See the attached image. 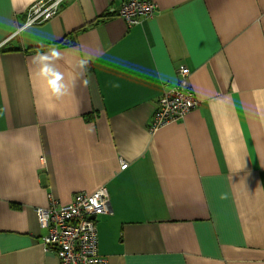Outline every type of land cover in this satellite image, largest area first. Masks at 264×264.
Masks as SVG:
<instances>
[{
	"label": "crops",
	"instance_id": "0c3cea01",
	"mask_svg": "<svg viewBox=\"0 0 264 264\" xmlns=\"http://www.w3.org/2000/svg\"><path fill=\"white\" fill-rule=\"evenodd\" d=\"M34 1L0 0V264H60L36 208L101 186L109 264H264V0L132 26L125 0H67L16 33ZM181 65L199 105L153 131Z\"/></svg>",
	"mask_w": 264,
	"mask_h": 264
},
{
	"label": "built area",
	"instance_id": "2783aa9c",
	"mask_svg": "<svg viewBox=\"0 0 264 264\" xmlns=\"http://www.w3.org/2000/svg\"><path fill=\"white\" fill-rule=\"evenodd\" d=\"M67 0H36L27 10L24 27L41 24L55 17ZM159 11L153 0H125L119 14L129 26L138 24L142 19L151 18ZM175 86L163 93L154 112L151 130L185 117L195 110L199 101L188 76L190 69L181 65ZM128 163L121 159V168ZM49 207L36 208L40 227L46 229L43 243L56 251L60 264H109L108 257L99 250L98 217L112 212L110 194L106 186L92 193L78 192L67 204L57 203L54 199Z\"/></svg>",
	"mask_w": 264,
	"mask_h": 264
},
{
	"label": "trees",
	"instance_id": "16d2710c",
	"mask_svg": "<svg viewBox=\"0 0 264 264\" xmlns=\"http://www.w3.org/2000/svg\"><path fill=\"white\" fill-rule=\"evenodd\" d=\"M5 49H6V48H5ZM159 98H160V97H159ZM159 98H158V100H157L156 106H157V104H158ZM155 110H156V108H155ZM155 110H154V112H155ZM153 115H154V113H153ZM151 122H152V121H151Z\"/></svg>",
	"mask_w": 264,
	"mask_h": 264
},
{
	"label": "clouds",
	"instance_id": "9594fccd",
	"mask_svg": "<svg viewBox=\"0 0 264 264\" xmlns=\"http://www.w3.org/2000/svg\"><path fill=\"white\" fill-rule=\"evenodd\" d=\"M57 79H59V77Z\"/></svg>",
	"mask_w": 264,
	"mask_h": 264
}]
</instances>
